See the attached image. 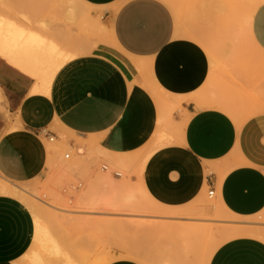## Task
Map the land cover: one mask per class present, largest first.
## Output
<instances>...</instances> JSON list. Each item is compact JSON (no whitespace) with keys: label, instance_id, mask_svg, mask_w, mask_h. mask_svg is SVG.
<instances>
[{"label":"crops","instance_id":"1","mask_svg":"<svg viewBox=\"0 0 264 264\" xmlns=\"http://www.w3.org/2000/svg\"><path fill=\"white\" fill-rule=\"evenodd\" d=\"M81 1L101 16L106 34L92 46L52 36L78 53L58 68L46 90H37L41 83L35 76L0 55V179L44 180L56 150L52 137L80 154L139 156L129 163L132 180L164 207L185 206L209 188L235 217L263 211L264 111L239 123L211 104L216 97L208 91L210 58L194 41L175 37L164 4ZM250 29L264 54V2ZM152 86L169 105H182L171 120L183 125L180 143L159 147L144 160L141 154L163 125ZM34 234L31 210L0 194V264H15ZM109 264L143 263L117 258ZM206 264H264V242L232 238Z\"/></svg>","mask_w":264,"mask_h":264},{"label":"rangeland","instance_id":"2","mask_svg":"<svg viewBox=\"0 0 264 264\" xmlns=\"http://www.w3.org/2000/svg\"><path fill=\"white\" fill-rule=\"evenodd\" d=\"M62 1L0 0V15L14 22L28 19L30 26L47 25L46 32L38 31L70 43L79 39L92 46L100 40L81 27H91L93 20L104 25L101 16L93 15V9L80 0ZM156 1L171 13L175 37L194 41L207 52L211 61L208 91L217 90L227 108L234 104L240 107L241 118L264 106V54L252 36V21H247L248 0H219L220 9L214 14L210 11L213 0H175L177 10L166 0ZM85 12L90 14V21L84 20ZM180 109L178 102L168 106V120L162 122L141 154L143 158L159 147L180 143L183 124L171 120ZM230 110L226 109L238 119ZM50 143L56 150L46 178L16 184L39 197L44 223L82 264H93L101 257L127 258L130 248L154 264H206L208 252L229 232V223L256 229L264 236V210L248 218L227 215L216 196L210 197L209 188L199 200L178 208L164 207L142 193L127 202L122 198L125 190L140 185L139 180H132L129 165L139 156L115 158L96 151L80 154L56 139ZM257 239L264 242V238ZM36 249L41 250L32 243L15 264H31L29 257ZM139 261L146 264L143 259Z\"/></svg>","mask_w":264,"mask_h":264},{"label":"bare ground","instance_id":"3","mask_svg":"<svg viewBox=\"0 0 264 264\" xmlns=\"http://www.w3.org/2000/svg\"><path fill=\"white\" fill-rule=\"evenodd\" d=\"M66 0H63L64 3ZM81 1V0H80ZM170 3L175 10H177V3L175 0H166ZM214 4L211 6V14L216 13L220 9V1L213 0ZM263 0H248V8L246 10L247 21H252L254 14L262 3ZM83 2V1H82ZM216 2V4H215ZM84 3V2H83ZM218 3V5H217ZM72 12V11H71ZM85 21H90L91 16L89 13H83ZM28 21V19H26ZM25 20L23 21H11L6 17L0 15V55L7 58L9 61L20 67L21 69L28 71L33 76H35L41 83L37 90H46L51 79L53 78L55 72L58 68L67 60L74 57L78 51L66 48L64 45H60L54 40L52 36H45L38 30L47 31V25L39 24L36 26H30ZM84 33L90 32L95 33L99 38L101 35L107 31L106 27L100 22L93 20L91 22V27H81ZM157 99V103L160 110V122H164L167 115V108L169 106L168 102L163 98L160 90L157 87L151 88ZM212 97H216L212 105H217L223 109H231L232 113L237 116L236 119L239 123H242L248 117L264 111V106L259 109H254V111L248 113L244 118L239 117L242 114L240 107L236 104L233 107H228L223 102H221L218 96L219 92L217 90H209ZM218 98V99H217ZM151 152H148L144 158L146 160ZM143 195L148 194L140 184L138 187L132 186L128 187L122 195L125 201H134L138 198V194ZM0 194L9 195L21 200L32 212L35 223V234L33 238V244L36 245L41 250H34L30 255L31 264H82L77 258H75V253H72L71 248H66L65 245L59 243L58 240L52 235L50 229L44 223L42 215L40 213V200L39 197L26 188L19 186L16 183L10 181H4L0 179ZM87 199V198H83ZM220 208L227 215H231L227 210L221 206L218 201ZM235 217V216H234ZM226 219V218H225ZM229 232L223 236V238L215 244V246L208 252L207 261L212 256L214 251L225 241L238 236H251L255 238H264L261 231L256 229L246 228L240 226L237 222L228 224ZM44 251L47 256L44 255ZM126 257L130 259L145 260L146 264H154L148 257H145L141 252L136 249L130 248L126 251ZM137 260V261H139ZM113 259H107L101 257L99 260L93 262V264H109ZM140 262V261H139Z\"/></svg>","mask_w":264,"mask_h":264},{"label":"built area","instance_id":"4","mask_svg":"<svg viewBox=\"0 0 264 264\" xmlns=\"http://www.w3.org/2000/svg\"><path fill=\"white\" fill-rule=\"evenodd\" d=\"M53 139H54V138L51 137V140H53ZM66 157L69 158V157H70V154L67 153V154H66ZM209 195H210V197H213V196L215 195L213 189L209 190Z\"/></svg>","mask_w":264,"mask_h":264}]
</instances>
